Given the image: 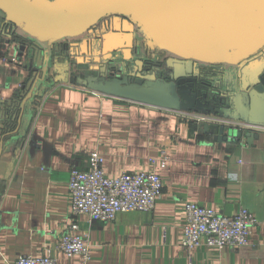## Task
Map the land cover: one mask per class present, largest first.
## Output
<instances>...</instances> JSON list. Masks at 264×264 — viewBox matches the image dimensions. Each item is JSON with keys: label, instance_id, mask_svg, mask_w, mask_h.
I'll list each match as a JSON object with an SVG mask.
<instances>
[{"label": "crops", "instance_id": "obj_1", "mask_svg": "<svg viewBox=\"0 0 264 264\" xmlns=\"http://www.w3.org/2000/svg\"><path fill=\"white\" fill-rule=\"evenodd\" d=\"M6 52L15 57L17 50L0 49L1 99L11 98L27 76L24 60L5 61ZM45 82L50 85L28 105L21 126L11 127L27 131L24 141H8L0 155V264L24 254L77 264L78 256L57 247L73 221L89 235V264H264V130L217 141L179 112ZM91 151L102 156L109 178L158 172L163 190L154 209L120 212L109 222L71 214L69 171L87 169ZM163 152L169 160L161 169L149 160ZM189 202L226 216L246 208L257 225L243 247L186 250L180 242Z\"/></svg>", "mask_w": 264, "mask_h": 264}, {"label": "water", "instance_id": "obj_2", "mask_svg": "<svg viewBox=\"0 0 264 264\" xmlns=\"http://www.w3.org/2000/svg\"><path fill=\"white\" fill-rule=\"evenodd\" d=\"M107 17L110 32L99 40L97 53L108 56L130 48L137 28L149 48L166 58L168 79L154 73L113 76L99 66V58L81 63L91 53L90 40L83 38ZM11 47L17 61L24 60L27 76L11 98H0V155L8 141H24L27 131L17 134L11 127L21 126L34 90L45 81L264 128V56L259 57L264 51V0H0V49ZM74 59L80 66L69 73ZM233 69L237 86L224 105L218 97L193 94L207 71ZM202 131L217 141L242 136L240 129L215 124H203Z\"/></svg>", "mask_w": 264, "mask_h": 264}, {"label": "built area", "instance_id": "obj_3", "mask_svg": "<svg viewBox=\"0 0 264 264\" xmlns=\"http://www.w3.org/2000/svg\"><path fill=\"white\" fill-rule=\"evenodd\" d=\"M3 60L16 62V57L2 56ZM18 62V61H17ZM42 105L40 100L36 106ZM174 112V111H173ZM183 116L199 120L201 124H215L225 128L244 130H264L238 121L220 118L212 114L179 112ZM88 168L83 170L71 167L68 189L71 214L83 215L89 221H113L120 212H150L156 199L161 195L163 183L155 171H122L117 177L109 178L103 169V158L97 151L88 152ZM169 160L163 152L157 158H151V164L163 169ZM257 219L246 208L241 207L233 216H226L214 209L202 207L194 202L185 205V223L180 245L190 250L197 246L222 248L229 246L240 248L247 244ZM58 249L67 257L78 256L77 264H89L91 259L89 235L80 233L78 223H70L60 235ZM4 264H59L51 256L34 257L20 255Z\"/></svg>", "mask_w": 264, "mask_h": 264}, {"label": "flooded vegetation", "instance_id": "obj_4", "mask_svg": "<svg viewBox=\"0 0 264 264\" xmlns=\"http://www.w3.org/2000/svg\"><path fill=\"white\" fill-rule=\"evenodd\" d=\"M110 17L100 20L95 27L91 29L90 37L83 38L87 41L90 40V45H88L91 50L90 54H85L81 63L85 64L87 61H92L94 58L100 59V65H104L107 70V74H112L113 76H123L129 75L130 73H154L158 78L163 79L169 75V68L165 65L166 58L164 55L155 50L149 48L147 41L144 39L139 29L135 28L133 32L132 46L126 48L120 53H111L99 54V40L104 34L110 32V28L107 26ZM264 56V51H260L259 57ZM126 58V59H125ZM62 59V58H61ZM79 61H72V64L76 71L78 70L80 64ZM237 69L227 70L226 72H217V71H207L205 77L207 79L198 78L194 89L193 94L198 98H201L203 94H206L207 98L209 96H215L222 100L224 105L226 98L229 97L233 91L236 90L237 86ZM46 85V82H43L34 90V94L39 96L42 93L43 86ZM209 104L205 105V108H208Z\"/></svg>", "mask_w": 264, "mask_h": 264}]
</instances>
